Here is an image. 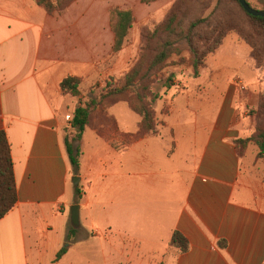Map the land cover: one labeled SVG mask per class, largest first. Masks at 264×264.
Wrapping results in <instances>:
<instances>
[{"label":"crops","instance_id":"crops-1","mask_svg":"<svg viewBox=\"0 0 264 264\" xmlns=\"http://www.w3.org/2000/svg\"><path fill=\"white\" fill-rule=\"evenodd\" d=\"M64 23L34 0H0V130L18 193L0 219V264H264V159L254 143L239 154L245 136L225 112L232 101L214 102L211 115L170 107L156 134L130 142L87 128L78 175L86 183L68 201L64 136L79 98L61 82L95 71V58L65 37ZM176 231L185 252L170 247Z\"/></svg>","mask_w":264,"mask_h":264},{"label":"rangeland","instance_id":"rangeland-1","mask_svg":"<svg viewBox=\"0 0 264 264\" xmlns=\"http://www.w3.org/2000/svg\"><path fill=\"white\" fill-rule=\"evenodd\" d=\"M34 2L38 5L36 0ZM249 2L263 8L259 0ZM115 7L132 9L135 15L127 41L119 52H114L111 21V9ZM175 7L176 0H68L63 10L53 13L39 6L41 14L64 20L65 37L78 41L80 48L95 58V71L81 76L84 99L99 98L112 80H119L133 68L140 58L147 29L161 24ZM182 8L189 18H208L200 33L206 38L199 44L201 51L213 42L216 26L222 29L224 37L216 51L205 56L198 76L191 62L193 52L187 45L181 55L171 57L157 74L153 88L161 94L154 104L159 126L170 107L185 110L183 112L190 116L211 115L213 103L221 104L225 99L232 101L233 111L226 104L225 112L235 115V126L244 136L256 134L264 127V29L232 0H194ZM169 83L172 85L170 89ZM117 118L121 127L139 130L141 118L126 102L103 103L93 113L91 128L116 138L115 128L121 131ZM112 143L120 146L116 140ZM252 150L255 153L257 148L252 146L245 156L243 163L246 167L253 162ZM74 177L72 175L69 180L68 201L74 198ZM80 183L81 189L86 180Z\"/></svg>","mask_w":264,"mask_h":264},{"label":"trees","instance_id":"trees-1","mask_svg":"<svg viewBox=\"0 0 264 264\" xmlns=\"http://www.w3.org/2000/svg\"><path fill=\"white\" fill-rule=\"evenodd\" d=\"M143 1L150 2L154 0ZM191 1L194 0H176L174 11L165 20L153 29H147L145 43L138 62L119 80H112L99 98L89 97L84 99L82 97L80 87L82 79L79 76L70 75L62 80L63 93L79 98V103L72 112V120L69 122V126L65 128L64 136L67 154L75 176L79 175L81 165L82 149L80 142L87 128L91 127L93 113L103 103L126 102L140 116L139 132L136 135L122 133L120 129L115 128L116 136H122L123 141L130 142L131 136L135 138L145 132L156 134L159 131V124L155 115L154 104L161 97L160 92L153 88L157 74L163 70L171 57L181 55L182 50L188 47L193 52L191 62L195 69V75L198 76L205 56L216 51L218 46L222 44L224 32L219 29V26H216L213 30V42L204 51H201L199 44L206 38H203L200 33L208 18H189L188 13L182 6ZM201 1L204 2V0ZM232 1L237 2L250 19L264 29V17L250 15L242 7L239 0ZM247 1L249 2V0ZM36 2L48 13H53L56 10H63L68 0H36ZM259 2L263 8L255 7L250 2L249 4L254 8L264 9V0H259ZM111 21L114 32V52H119L127 41L135 22V15L132 9L115 7L111 9ZM184 45H187V47ZM168 79L172 80V78ZM171 87L172 85L169 83L168 88ZM262 107L264 108V98ZM235 143L240 155L243 154L242 152L248 144L254 143L258 147V158L264 159V127L260 128L256 134L237 139ZM75 192L80 198V185L76 186ZM17 201V183L11 144L6 131L0 130V219L14 209ZM76 231L77 229L71 227V235H74ZM170 247L185 252L189 249V242L182 233L176 231L172 236ZM65 251L66 248H63L58 253L57 258H60Z\"/></svg>","mask_w":264,"mask_h":264},{"label":"water","instance_id":"water-1","mask_svg":"<svg viewBox=\"0 0 264 264\" xmlns=\"http://www.w3.org/2000/svg\"><path fill=\"white\" fill-rule=\"evenodd\" d=\"M242 7L253 16H261L264 17V9L254 8L249 4L247 0H239ZM81 178L79 176L74 177V185L77 186L80 182ZM71 223L75 228L79 227L80 224V205L74 204L71 207Z\"/></svg>","mask_w":264,"mask_h":264},{"label":"built area","instance_id":"built-area-1","mask_svg":"<svg viewBox=\"0 0 264 264\" xmlns=\"http://www.w3.org/2000/svg\"><path fill=\"white\" fill-rule=\"evenodd\" d=\"M67 119H68V120H72V115H68V116H67Z\"/></svg>","mask_w":264,"mask_h":264}]
</instances>
